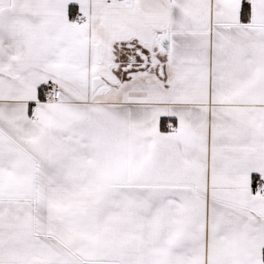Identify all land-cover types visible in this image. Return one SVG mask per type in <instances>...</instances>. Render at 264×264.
<instances>
[{
  "label": "snow or ice",
  "instance_id": "obj_1",
  "mask_svg": "<svg viewBox=\"0 0 264 264\" xmlns=\"http://www.w3.org/2000/svg\"><path fill=\"white\" fill-rule=\"evenodd\" d=\"M0 264H264V0H0Z\"/></svg>",
  "mask_w": 264,
  "mask_h": 264
}]
</instances>
